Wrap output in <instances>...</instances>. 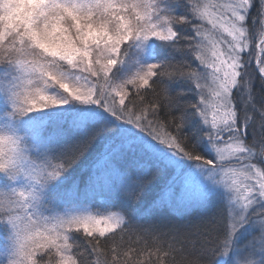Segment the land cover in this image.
<instances>
[{
  "label": "snow or ice",
  "instance_id": "1",
  "mask_svg": "<svg viewBox=\"0 0 264 264\" xmlns=\"http://www.w3.org/2000/svg\"><path fill=\"white\" fill-rule=\"evenodd\" d=\"M0 110V264H264V0H0Z\"/></svg>",
  "mask_w": 264,
  "mask_h": 264
},
{
  "label": "trees",
  "instance_id": "2",
  "mask_svg": "<svg viewBox=\"0 0 264 264\" xmlns=\"http://www.w3.org/2000/svg\"><path fill=\"white\" fill-rule=\"evenodd\" d=\"M253 12H255V10H253ZM249 23H251L250 21H249ZM184 34L185 35H188V34H190V31L189 30H187V29H185L184 30ZM165 52H167V50H165ZM190 59V58H189ZM253 65H254V61H253ZM185 94H186V96L188 97V98H193L194 97V93L193 92H191V91H187V89H185ZM98 107V106H97ZM68 108V106H65V107H63L62 108V110H63V112L59 115V116H61V117H58L57 115H55V116H52L50 119H48V118H45V119H42V118H40V117H42V114H40V113H37V115H35L34 117H33V115L32 114H28V116L29 117H32V118H34V121L35 122H39V123H41L42 125L43 124H48V123H50V122H52V121H55V120H60V119H63V118H65V117H67L68 115H69V113L68 112H66L65 111V109H67ZM87 109H92V110H95L94 108H93V106H89V107H87ZM98 109V108H97ZM99 111H102V109H98ZM43 115L45 116V113H43ZM2 117V110H0V118ZM40 118V119H39ZM25 119V122L26 123H28V124H31V123H33V121H31V120H28V118H24ZM141 135H145V134H143V133H141ZM249 136H251V133H249ZM144 140H146L145 138H144ZM198 151H202L203 152V149L202 148H198ZM82 175V173L80 172V169L78 168L77 170H76V172L74 173V176H81ZM97 203H99V201H97ZM79 205H84V206H88L89 208H91V209H93V210H103V209H100V208H97V207H94L93 206V204L91 203V202H89V203H84V204H79ZM227 214V207H226V205L223 207V215H226ZM221 215H222V212H221V207L219 206V205H217V206H213V207H210V208H208L206 211H205V213H204V219H205V222L207 223L208 221H212V220H215L216 221V223H217V225L219 226V222H220V219H221ZM1 237H2V234H0V245H1ZM126 239H127V237H126ZM137 239H140L138 236H133L132 237V240H133V242H135ZM151 240L149 239L148 241H147V243H149V244H151ZM133 246H136L135 245V243L133 244ZM145 246V241L143 240V239H140V244H139V247H141V248H143ZM147 249H146V251H145V255H144V259L146 260L147 259ZM153 260H155V257L153 256Z\"/></svg>",
  "mask_w": 264,
  "mask_h": 264
},
{
  "label": "rangeland",
  "instance_id": "3",
  "mask_svg": "<svg viewBox=\"0 0 264 264\" xmlns=\"http://www.w3.org/2000/svg\"><path fill=\"white\" fill-rule=\"evenodd\" d=\"M254 64H255V61H254ZM67 106V105H66ZM91 106H93V108L95 109V110H98L97 108V106L96 105H91ZM63 107H65V106H63ZM77 107L78 108H84V109H87V107H89V106H81V105H77ZM63 112V110H62V108L61 109H56V110H51V111H48V110H46L45 112H42V113H40V114H42V117H40V118H42V119H45V118H48V119H50L52 116H55V115H57L58 117H61V116H59L61 113ZM43 113H45V116L43 115ZM32 115H33V117L35 116V115H37V113H31ZM39 118V119H40ZM0 123H3V119H2V117L0 118ZM134 132H136V135L137 136H142L143 138H145L146 140H144L145 142H147V143H154L153 141H151V139L149 138V137H147L146 135H141V133L138 131V130H133ZM185 163H188V162H185ZM67 207H69V208H76L77 210H82V211H90V212H95V211H98V210H93V209H91V208H89L88 206H84V205H79V204H77V205H67ZM99 211H103V210H99ZM2 241H3V236L1 237V245L0 246H2Z\"/></svg>",
  "mask_w": 264,
  "mask_h": 264
}]
</instances>
